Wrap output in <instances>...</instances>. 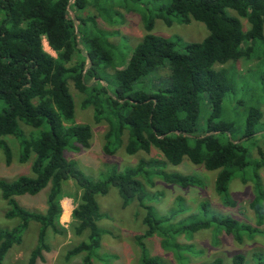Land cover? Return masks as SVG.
I'll return each mask as SVG.
<instances>
[{
    "label": "trees",
    "instance_id": "16d2710c",
    "mask_svg": "<svg viewBox=\"0 0 264 264\" xmlns=\"http://www.w3.org/2000/svg\"><path fill=\"white\" fill-rule=\"evenodd\" d=\"M92 1L96 4V0ZM126 1L139 4L142 0ZM89 2L0 0V101L4 103L0 111V148L7 161L11 160V150L4 138L10 135L19 142L20 162L34 155L33 176L0 180L2 197L10 206L6 216L19 219L12 229L0 228V264L12 245L20 242L21 233L30 221L37 222L39 229L37 244L27 264L42 261L45 252L50 250L48 231L61 232L58 223L62 212L60 197L70 180L80 189L71 214L74 232L81 235L86 231L87 240L69 248L66 259L80 256L79 264H92V252L99 246L101 236L97 225L101 213L96 195L106 193L110 185L117 187L124 206L136 200L145 207V222L149 228L144 236L152 235L162 222L161 217L143 202L145 189L140 177L149 176L143 160L120 171L115 169L102 180H94L65 156L68 149L88 147L92 135L89 124L73 121L75 104L69 92V80L79 92L87 95L83 105H93L95 121H107L103 144L107 154L121 145L126 132L124 149L130 155L138 151L150 152L154 147L173 164L186 157L193 164L216 171L214 189L227 204L232 203L226 195L228 183L237 171L250 165L248 149L241 139L248 140L261 131L262 111L257 105L249 104L245 109L241 137L234 139L231 135L235 131L234 122L220 117L223 100L234 90L235 83L223 68L215 65L253 54L255 41L264 38V0H164L156 7V17L168 25L173 18L181 23L192 19L200 21L206 26L207 35L201 41L182 43L180 37L167 38L151 33V18L145 22L147 32L120 68H115V51L104 33L99 29L93 32L97 29L95 17L77 14ZM228 9L235 15L229 14ZM100 14L104 15L101 11ZM239 17L247 20L246 31ZM43 39L55 56L43 48ZM180 43L181 50L178 49ZM75 55L80 56V60L70 65ZM165 60L169 75L162 87L151 91L135 87ZM109 66L114 69L111 89L103 83ZM202 93L208 98L210 113L204 120L203 133L196 135ZM19 121L34 129L42 126L44 129L37 135L26 136ZM260 165L255 163V170ZM164 180L182 187L200 182L193 175L183 174L164 175ZM46 187L44 212L26 209L15 198L23 194L35 195ZM260 191L257 190L252 205L257 214H261ZM201 207L208 210L206 203ZM213 224L223 226L227 233L236 236L243 227L234 218L213 213L179 230L196 231ZM149 261L159 264L156 259ZM210 264H223V260L215 258ZM230 264H244V257L235 254ZM259 264L264 261L260 260Z\"/></svg>",
    "mask_w": 264,
    "mask_h": 264
},
{
    "label": "rangeland",
    "instance_id": "374dc122",
    "mask_svg": "<svg viewBox=\"0 0 264 264\" xmlns=\"http://www.w3.org/2000/svg\"><path fill=\"white\" fill-rule=\"evenodd\" d=\"M89 1V5L77 14L81 17H95L97 29L94 28L93 32L100 30L112 44L117 66L115 68H120L119 66L126 63L135 45L147 32L146 20L153 19L151 33L167 38L180 37L182 43L201 41L208 33L206 26L200 21L192 19L188 23H181L173 18L172 23L168 25L163 19L156 17V7L164 0H142L139 4L126 0H96V4H93L92 0ZM129 6H132V9H129ZM100 11L104 15L100 14ZM227 12L235 15L233 10L228 9ZM239 19L243 30L246 31L249 26L247 20L241 17ZM43 48L55 56L45 39ZM253 48L254 52L249 57L215 65L216 68H223L235 83L234 90L223 100V113L220 117L234 122L235 131L231 133L232 137L236 140L241 137L245 109L249 104L257 105L263 114L261 131L248 140L241 139L248 149L250 165L243 171H237L228 183L226 195L232 202L228 204L224 203L214 189L215 170H207L201 164H193L186 157L178 164L170 163L154 147L150 152L138 151L130 155L124 149L126 132L122 136L121 145L112 154H107L103 150L104 134L108 129L107 121H95L93 105H83L87 95L79 92L71 80L68 81L69 92L75 104L73 121L89 124L92 135L88 147L66 150L67 159L73 160L78 169L94 180H102L115 169L120 171L143 160L149 169V176L140 177L145 189L143 202L162 220L152 235L144 236L149 228L145 222V207L136 200H131L124 206L117 187L110 185L106 193L96 195L101 213V218L97 220L101 236L99 246L92 252V264H153L149 261L151 259H156L159 264H210L215 258L222 259L223 264H230L235 254L244 257V264H259L260 260L264 261V38L255 41ZM178 49H182L181 43ZM79 60L80 56L75 55L70 65ZM106 71L109 74L104 76L103 83L111 89L114 69L109 66ZM168 75V62L165 60L159 69L150 73L135 87L147 91L156 90L162 87ZM207 101L206 94L202 93L196 135L203 133L204 120L210 113ZM3 106L4 103L0 101V111ZM19 125L26 136L37 135L44 129V126L31 128L21 121ZM4 138L11 150V160L7 161L0 148V180L12 181L20 175L33 176L31 165L34 155L31 154L26 162H20L19 142L10 135ZM257 162L261 165L255 170ZM173 174L193 175L200 182L182 187L164 180V175ZM258 189L261 190V196L258 198L261 214H257L252 206ZM47 194L48 187L35 195L23 194L15 198L26 209L44 212ZM79 195L78 186L73 181H68L60 197L62 212L58 223L61 232L48 231L47 243L50 250L45 252L44 258L37 264L80 263V256L65 258L69 248L79 241L87 240L86 231L77 235L73 228L71 214ZM204 203L208 205V210L201 207ZM9 208L0 191L2 229H12L19 223L18 218L6 216ZM213 213L219 217L234 218L243 225L238 236L227 233L224 227L218 224L196 231L179 230L184 225L205 220ZM38 229L39 224L30 221L21 233L20 242L13 244L6 252L2 264H27L30 252L37 244Z\"/></svg>",
    "mask_w": 264,
    "mask_h": 264
}]
</instances>
